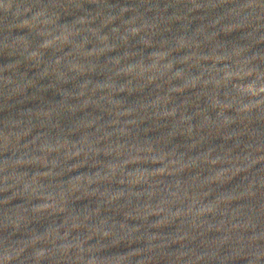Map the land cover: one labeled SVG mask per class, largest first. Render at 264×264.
I'll return each mask as SVG.
<instances>
[{
  "label": "water",
  "instance_id": "obj_1",
  "mask_svg": "<svg viewBox=\"0 0 264 264\" xmlns=\"http://www.w3.org/2000/svg\"><path fill=\"white\" fill-rule=\"evenodd\" d=\"M0 264H264V0H0Z\"/></svg>",
  "mask_w": 264,
  "mask_h": 264
}]
</instances>
